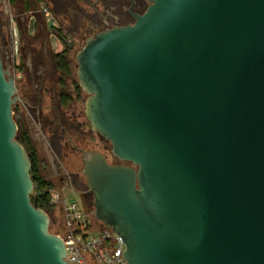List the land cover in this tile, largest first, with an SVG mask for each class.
Listing matches in <instances>:
<instances>
[{
	"label": "water",
	"instance_id": "1",
	"mask_svg": "<svg viewBox=\"0 0 264 264\" xmlns=\"http://www.w3.org/2000/svg\"><path fill=\"white\" fill-rule=\"evenodd\" d=\"M147 1L76 53L84 115L121 162L81 151L90 213L123 264H264V0ZM15 100L0 62V264H67Z\"/></svg>",
	"mask_w": 264,
	"mask_h": 264
},
{
	"label": "flooded vegetation",
	"instance_id": "2",
	"mask_svg": "<svg viewBox=\"0 0 264 264\" xmlns=\"http://www.w3.org/2000/svg\"><path fill=\"white\" fill-rule=\"evenodd\" d=\"M148 5L147 0H0V62L15 87L13 116L24 123L31 142H41L46 150V165L39 162L41 171L49 168L57 176L61 170V161L48 149L58 151L54 146L58 138L65 137L80 156L81 151H90L77 147V141L93 133L85 115L87 123H82L75 111L80 95H86L78 85L77 51L99 32L132 25ZM69 182L84 198L78 184Z\"/></svg>",
	"mask_w": 264,
	"mask_h": 264
},
{
	"label": "rangeland",
	"instance_id": "3",
	"mask_svg": "<svg viewBox=\"0 0 264 264\" xmlns=\"http://www.w3.org/2000/svg\"><path fill=\"white\" fill-rule=\"evenodd\" d=\"M86 95L82 93L80 95V100L76 106V113L80 117L78 118V121L84 123L86 122L83 114V102ZM17 116V115H16ZM53 118V117H52ZM87 123V122H86ZM24 124V123H23ZM84 125V124H83ZM84 129V128H83ZM85 131V129H84ZM87 132V130H86ZM78 131L76 129L72 130V136L76 140H78ZM79 134H82V132H79ZM39 140V139H38ZM66 138H58L57 141L54 143L55 148H57V152L52 151L50 147H48L51 155H56L57 158L62 163V168L59 171L57 176L51 175V170L49 168L48 171H41V175L44 177V179L51 183V189L57 190L60 195L66 199L67 204H70L74 202L77 206V209L81 212L87 211L90 213V211L93 209L92 207V195L90 193L89 196H87V188H86V180L83 178L81 174L82 170V162L80 160V154L78 152H75L72 150L69 143H66ZM77 147L85 148L90 151L99 152L102 155H104L108 162L113 163V156L110 153V144L108 141L104 140L100 135L93 132L87 133V138L85 141H77ZM33 145L36 149L39 162H42L44 165H46V150L43 147L42 143L39 141H34ZM68 145V146H67ZM67 175V176H66ZM69 179L75 181L78 186L76 187L80 192L84 193V198L74 189L73 185L69 182ZM86 193V194H85ZM84 199V200H83ZM91 214V213H90ZM49 216V231L50 233L57 234L58 231H60L61 228V221L62 217L59 214L57 208H52L51 211L47 214ZM87 219L89 221L96 223L93 220L92 215H86L84 216L83 220Z\"/></svg>",
	"mask_w": 264,
	"mask_h": 264
},
{
	"label": "built area",
	"instance_id": "4",
	"mask_svg": "<svg viewBox=\"0 0 264 264\" xmlns=\"http://www.w3.org/2000/svg\"><path fill=\"white\" fill-rule=\"evenodd\" d=\"M49 205L61 215V228L57 235L62 239L67 264H123L124 244L121 238L103 224L84 219L91 215L81 212L74 202L67 204L57 190L49 189Z\"/></svg>",
	"mask_w": 264,
	"mask_h": 264
},
{
	"label": "trees",
	"instance_id": "5",
	"mask_svg": "<svg viewBox=\"0 0 264 264\" xmlns=\"http://www.w3.org/2000/svg\"><path fill=\"white\" fill-rule=\"evenodd\" d=\"M13 118L17 126L16 140L22 145L31 162L30 178L33 184V190L30 195V201L48 214L52 209L49 205L48 194V190L51 189V183L46 181L40 173L41 170L38 155L24 124L15 116V114Z\"/></svg>",
	"mask_w": 264,
	"mask_h": 264
}]
</instances>
